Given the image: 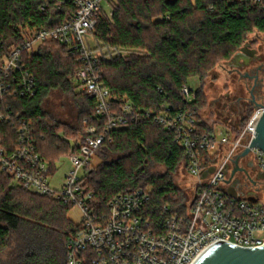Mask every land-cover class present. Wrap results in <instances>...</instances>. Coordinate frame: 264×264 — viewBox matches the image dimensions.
Wrapping results in <instances>:
<instances>
[{"label":"trees","instance_id":"obj_1","mask_svg":"<svg viewBox=\"0 0 264 264\" xmlns=\"http://www.w3.org/2000/svg\"><path fill=\"white\" fill-rule=\"evenodd\" d=\"M110 6L111 16L101 13L93 36L101 49L118 53L110 59L109 50L103 54L95 73L111 92L113 111L129 103L142 117L105 135L95 153L99 162L94 158L88 166L87 188L105 212L118 193L149 189L143 215L159 231L166 219L187 214V194L176 185L174 174L188 154L175 131L155 116L191 111L198 131L214 135L215 127L198 114L207 103L202 85L191 89L192 100L183 86L192 78L204 81L251 33H264V7L247 0H110ZM75 9L73 0H0V59L24 42L28 30L57 27ZM26 63L37 92L0 94V139L5 145L15 143L23 135L20 127L31 124L29 136L55 173L61 155L80 152L91 127L104 133L105 117L74 80L82 62L69 55L64 44L44 42L26 55ZM53 90L81 102L74 124H64L44 110L43 98ZM253 112L244 113L240 128ZM158 166L164 172H156ZM72 208L29 191L0 170V264H66L69 240L81 227L68 216Z\"/></svg>","mask_w":264,"mask_h":264},{"label":"built area","instance_id":"obj_2","mask_svg":"<svg viewBox=\"0 0 264 264\" xmlns=\"http://www.w3.org/2000/svg\"><path fill=\"white\" fill-rule=\"evenodd\" d=\"M73 1L75 11L68 14L61 25L28 30L24 42L0 59V94L14 90L34 95L37 81L27 68L26 55L37 51L44 42H61L69 55L82 62L74 80L80 90L94 98L97 113L105 117L104 133L97 134V127H91L90 134L80 144V152L68 156L71 166L59 186H52L55 173L29 136L31 124L20 127L23 135L15 143L5 145L0 139V170L29 191L80 208L81 227L69 240L66 264H194L220 241L246 248L264 246V192L252 195L256 201L249 200V196L234 197L228 193L232 183L227 182L232 157L240 148L250 146L256 134L257 115L262 109L234 139L233 129L229 127L221 139L216 133H200L191 111L155 116L175 131L176 140L188 154L186 168L194 178V194L187 204L186 216L168 218L159 231H154L143 215L150 192L142 188L132 193H118L110 200L106 212L100 208L94 192L87 188L88 166L108 132L128 125L142 114L133 111L129 103L119 112L113 111L111 92L95 73L104 52L98 46L92 47L88 36H93L101 13H107L103 2L111 9L110 0ZM247 1L264 7V0ZM111 14L112 9L108 15ZM191 89L189 85L183 86L188 100L194 98ZM162 109L166 110V105H162ZM0 118L4 119L3 114ZM247 135L249 139L245 141ZM218 153L220 156L211 161ZM251 153L264 173V152L254 147ZM210 167H214L213 172L202 178L203 171Z\"/></svg>","mask_w":264,"mask_h":264},{"label":"rangeland","instance_id":"obj_3","mask_svg":"<svg viewBox=\"0 0 264 264\" xmlns=\"http://www.w3.org/2000/svg\"><path fill=\"white\" fill-rule=\"evenodd\" d=\"M107 11V14L111 11L108 7L107 2H103L102 4ZM29 33V31H27ZM88 40L91 43V46H98V49L104 52V54L108 53L107 48L101 49V43L94 38L93 36H88ZM254 40L258 43L256 48H258V52L261 58L252 64V67L244 68L241 74H230L229 69L232 68L229 65H226L227 61L220 62L215 68L210 71V73L205 77L204 81H200L198 78H192L190 80V87L196 89L197 87L202 85L203 92L206 98V105L199 111L200 118L207 123L209 126H214L215 133L218 138L221 139L226 135V131L229 128L236 130L240 128V124L244 118V108H245V100H249L251 97L250 89L252 88L253 81L247 80L243 77V73H251L253 72L254 66L258 65L264 59V33L253 32L248 36V41ZM123 54L127 53L126 49H119ZM118 50L110 49V55H107L106 58L110 59V57L116 56ZM225 65V66H223ZM261 78H264V73L260 74ZM228 92H232V94L240 96L239 102H235L234 100H226L225 96ZM257 97L261 96V102L264 103V87L260 88L258 91ZM232 101V102H231ZM225 102H231L233 105L232 110L227 111L224 107ZM81 102L77 101L71 94L65 93L61 90H53L48 93L42 102V106L44 110L49 113L51 116H54L57 120L61 121L64 124H74L78 120V114L81 107ZM264 105V104H263ZM254 110L253 114L250 116L248 120H246L244 126L240 129L234 131L232 138H237L240 133L245 129L248 123L251 121L256 112L261 108V106L251 107ZM261 111V110H260ZM221 132V134H220ZM236 135V136H235ZM238 135V136H237ZM245 141H247L248 135L244 137ZM229 147H226L228 149ZM223 150V152L226 151ZM244 151L243 148H240L236 151V153L232 157L231 166L234 167V159L240 155ZM222 153V152H221ZM220 153L217 154L218 158ZM99 160L97 158L94 159V163L97 164ZM258 163V161H256ZM57 171L53 175L51 180L52 186H59L61 179L66 174V172L70 169V162L68 160V156L61 155L56 162ZM156 172L162 173L164 172V167L158 166L155 168ZM174 181L176 185L181 188L186 194L188 202L190 198L193 197L194 194V178L189 175L186 168V161H182L178 166L177 171L174 174ZM69 218H71L75 223H79L82 216L81 211L78 206H74L68 214Z\"/></svg>","mask_w":264,"mask_h":264},{"label":"flooded vegetation","instance_id":"obj_4","mask_svg":"<svg viewBox=\"0 0 264 264\" xmlns=\"http://www.w3.org/2000/svg\"><path fill=\"white\" fill-rule=\"evenodd\" d=\"M257 44L258 43H256L254 40L245 43V45H247L249 48L247 49V51L241 52V47L237 52L240 53L238 57H235V55L237 54L236 53L230 60H227L226 65L232 67L229 69L230 74H241L244 68L252 67V64H254L255 61L261 58L258 52L259 50L258 48H256ZM261 73H264V59L258 65L254 66L252 74L243 73V77L247 80L248 83L249 80L250 82L251 80L253 81L252 88L250 89L251 97L249 98V100H245L244 113L251 109V107L264 104H262L261 102V96L259 95L257 97V94H259V89L261 87H264V78H261ZM225 97V99L228 101L232 99L234 100V97H236L235 102H239V99H241L240 96L238 97L237 95L232 94V92H228ZM231 102L224 103V107L227 111L232 110L235 106ZM234 167H232V170L234 169ZM239 167L240 169L235 172L232 178V181L237 180L236 189L238 195L251 196L253 194H261L262 192H264V179L259 178L262 172L259 170L256 159L251 152L239 160ZM232 170L230 172V175L232 173Z\"/></svg>","mask_w":264,"mask_h":264},{"label":"water","instance_id":"obj_5","mask_svg":"<svg viewBox=\"0 0 264 264\" xmlns=\"http://www.w3.org/2000/svg\"><path fill=\"white\" fill-rule=\"evenodd\" d=\"M247 49L249 48L245 45L241 48V52H245ZM239 55L240 53H237L235 57ZM258 106H261L262 114L257 121L255 137L252 139L250 146L245 148L244 151L234 159L235 167L227 179L228 183H232L228 188V193L234 197L238 196L236 189L237 180L232 181V178L235 172L240 169L239 160L249 154L254 147H258L264 152V105ZM213 170L214 167L204 170L202 178H206ZM259 178L264 179V173H261ZM249 200L256 201V198L251 195L249 196ZM194 264H264V246L246 248L230 244L226 241H220L206 250Z\"/></svg>","mask_w":264,"mask_h":264},{"label":"bare ground","instance_id":"obj_6","mask_svg":"<svg viewBox=\"0 0 264 264\" xmlns=\"http://www.w3.org/2000/svg\"><path fill=\"white\" fill-rule=\"evenodd\" d=\"M261 114H262V110H261V111H259V113H258V115H257V119H259V118H260Z\"/></svg>","mask_w":264,"mask_h":264}]
</instances>
